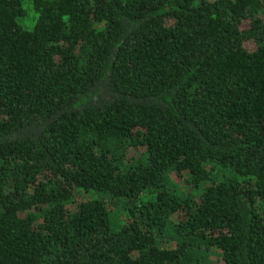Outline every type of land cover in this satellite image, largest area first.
I'll return each instance as SVG.
<instances>
[{
	"label": "trees",
	"instance_id": "1",
	"mask_svg": "<svg viewBox=\"0 0 264 264\" xmlns=\"http://www.w3.org/2000/svg\"><path fill=\"white\" fill-rule=\"evenodd\" d=\"M0 264H264V0H0Z\"/></svg>",
	"mask_w": 264,
	"mask_h": 264
}]
</instances>
